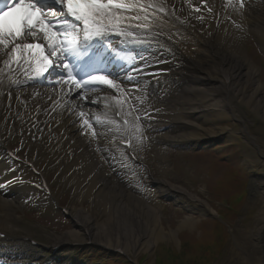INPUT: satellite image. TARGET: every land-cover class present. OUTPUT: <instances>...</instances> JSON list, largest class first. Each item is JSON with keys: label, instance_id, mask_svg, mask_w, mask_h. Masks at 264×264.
<instances>
[{"label": "bare ground", "instance_id": "obj_1", "mask_svg": "<svg viewBox=\"0 0 264 264\" xmlns=\"http://www.w3.org/2000/svg\"><path fill=\"white\" fill-rule=\"evenodd\" d=\"M188 2L191 6H188ZM203 2H205L204 7L201 6ZM203 2L202 0H164L162 8L164 12L166 9L168 11L160 17L155 27L150 25L137 27L132 29L133 31H123L129 34L128 37L144 39L147 42L145 44L148 45L162 41L173 50V54L172 59L160 55L157 56V61H147L144 55V58L137 60V64L133 62L135 69H143L142 72L132 70L139 79L137 84H131L127 80L123 83L113 81L120 85L117 91L121 98L127 100L139 114L157 118V121L149 123L150 128H146L145 137L149 141V153L157 158L163 159L168 144L181 146L189 140H196L195 142L202 138L206 140L209 135L214 137L225 134L227 139L234 138V131L226 134V129H216L217 124L223 121L221 111L226 117L230 116L244 125L240 133L250 150L245 163L250 165L254 176L257 177L254 184L259 203L255 213L248 218L245 217L242 229L236 233L233 231L234 239L230 246L226 245L225 251H228L229 264H264V133H259L261 137L250 135L249 131L247 132L246 122L233 108L235 102L237 104L234 106L245 105L254 112L255 116H259L260 120L264 121V106L259 96L261 87L257 80L258 75L261 79L264 67H260L261 71H257L253 66L254 61L258 59L254 58L258 55L255 51H261L264 55L262 42L264 0H243V8L240 7L239 0H203ZM197 8L200 10L196 11ZM209 8H211L210 12ZM169 10L173 12L170 16ZM215 15L219 17L216 27ZM119 24L121 31V21ZM170 29L178 33L168 34L167 31L172 32ZM184 30L188 34L184 33ZM191 35L196 37L197 44H194ZM206 35L207 40L203 38ZM240 35L253 39L256 48L248 49V43H244L243 46L237 40ZM123 39L124 37L111 38L109 42L112 46L107 54L115 59L117 64L120 60H124L126 64L124 69L122 68V77L125 78V70L130 69L132 65L129 54L127 60L123 52L126 46ZM183 43L189 47L186 48ZM193 45H197L196 53L190 49ZM241 49L244 53L240 51ZM137 51L128 52L135 54ZM244 56L252 61L249 60V64H246L247 59ZM166 59L169 60L165 62ZM51 83L52 95L47 96L42 90L30 89L28 92L24 91L28 96L27 101L9 97L10 104L8 103L7 107H4L5 97L0 96V108L2 102H5L4 111H0V114H4V116L0 115V126L7 123L6 118H8L7 125L15 123V128H18L16 131L22 133L25 138L30 137V140L36 138L37 142H33V147L38 146L42 150H48L44 156L49 158L50 167L61 174L64 185L72 190V194L76 195L81 203L87 201L88 212L76 209L75 206L68 208L78 231L66 233V237L64 236V239L60 237L58 243L81 237L84 242L95 241V238L105 233L110 238L108 244L116 247L120 246L122 240L127 239L123 250L127 253L130 252L131 247L136 249L140 243L142 232L139 228L149 235L144 243L146 250L158 242L173 239L175 236L173 230L166 232L160 224H155L153 210L147 209L141 212L135 199V197L138 199L139 193L132 192V184L124 176L127 172L123 170L125 163L112 156V149L108 144L120 138L117 124L112 121L105 122L89 113L85 115L81 111L82 108H75L69 103L56 108L53 105L55 98L59 96L58 103L62 104L70 92L65 90L61 83ZM40 109L43 111L39 112ZM15 111L16 115H14ZM35 113L39 115L35 117L42 120V125L31 127L28 122H32L30 116ZM192 117L196 118L193 122L182 120L190 125V128L186 130L181 128L183 124L177 119ZM17 118L22 119L17 121ZM84 121H88V124ZM89 124L96 128L95 132L88 131ZM142 131L145 132V129ZM165 168L161 166L162 171ZM4 169L6 165L1 159L0 184L12 176V174L3 175L7 172ZM160 184H158L159 192L176 191L173 192L177 197L176 204L184 207L188 212H192V208L196 207L202 212L207 211L206 204L199 198V193L188 190L184 193L179 189L173 187L170 189ZM14 185L5 183L3 189L0 188V231L12 235L19 226L16 225L17 220L12 219L10 212L22 207L27 192L30 191H26V188L20 185ZM90 202L98 205L97 209L90 211ZM103 214L105 216L103 220H98ZM193 222V218L187 215L180 221L178 229L187 228ZM163 245V243L159 246L157 244L156 249L164 248ZM7 252H1L0 264H8L7 258L16 253L11 249ZM138 258L141 259L140 256Z\"/></svg>", "mask_w": 264, "mask_h": 264}, {"label": "rangeland", "instance_id": "obj_2", "mask_svg": "<svg viewBox=\"0 0 264 264\" xmlns=\"http://www.w3.org/2000/svg\"><path fill=\"white\" fill-rule=\"evenodd\" d=\"M203 38L207 40V35ZM237 40H239L243 46L244 43H248L256 48L254 40L250 37L240 35L237 37ZM194 44L196 43L194 42ZM184 46H186V48L189 47L186 43ZM190 49L197 52V45L191 46ZM240 51L244 53L242 49ZM255 53H258V56L259 54L262 55L258 57L257 61H254L253 65L257 71H260V65L264 67V55L258 50L255 51ZM254 58L252 59L255 60ZM249 60L252 61L249 58L245 61L246 64H249ZM262 73V80L259 79V76L258 79L256 77L255 80H258V85L261 87L259 96L264 106V70ZM245 107V109H242L238 106H234V109L242 120L246 122V125L249 127L247 128V131H249L250 135L261 137L259 133H264V121L260 120L261 118L259 116H255L250 108L247 106ZM221 114L223 121L217 124L216 129L231 126L230 123H235L238 127H242V124L238 121L226 120L223 111H221ZM195 119L196 118L193 117L184 118V120L190 122H193ZM205 127L208 126L205 125ZM189 128V126H186L184 129L186 130ZM207 137L206 140H202L204 139L202 138L197 142H195L196 140H190L183 143L181 146L168 144L166 146L168 149L165 156L168 160L166 166L169 170L167 172L165 170L162 171L158 166L157 158H152L150 159V165L152 168L151 176L140 174L141 177H143V175L145 176L144 186L142 188L143 192L142 194L139 193L138 199L136 197L135 199L141 208V212H145L147 209L152 210L151 206H154L157 210L154 214L155 224H160L166 232L167 230H173L175 236L171 240L166 239L164 242H158L154 246L151 245L146 250L144 243L149 235L139 228L142 232V236L140 235V243L136 246V249L131 247L130 252L128 251L127 253H116V245H109L108 239L110 238L103 232L102 236L94 239L95 241L89 240L84 242L81 240V237L79 239H66V241L58 243L60 237L61 239H64L66 233L73 230L78 231V228L73 224V221L68 220L63 216L59 208L54 207L52 204L33 208L35 214L32 216H27V214L21 209L10 212L15 219H18L17 223L20 228H17L15 231L33 238L38 243V246L36 247L38 254L44 256L50 255L51 264H120L123 260L126 262L129 261V263L138 261L139 264H158L156 263L155 257L157 253H161L159 255L161 257L159 264H171V262L172 264H229L227 261L228 251L224 250L222 252L221 238L227 236L223 223L211 219L209 220L210 216L204 214L200 208L192 209V212H188L184 207L176 204L177 197L173 195L172 191L159 192L158 189L159 183L167 188L172 189L173 187L182 192L186 189L189 192H193L195 189L197 192H202L203 189H207L211 191L209 195L212 198V189L210 190V187L205 185L209 176L211 183L216 180V177H219L218 179L221 181L222 187L220 191L228 187V190L225 193L220 191L216 193V195L220 197L225 196L223 194L229 195L231 191L236 190L237 187H234V185L236 184V186H239L238 182H246L245 189L247 190L248 195L241 205L242 221L237 219V221L230 224L232 232L229 233L230 238L228 244L229 246L232 244L234 239L233 231L236 233L238 230H241L245 222V217L248 218L249 216H252L258 207V192L255 190L254 184L257 177L254 176L250 166L244 161L246 155H250V150H248L246 146V140L239 133L237 134V138H234V140L231 141L225 139L222 134L214 137L209 135ZM230 142H232L233 145L226 146ZM9 146L13 149L19 148V151H23V154H26V152L29 151V153H34L35 151L30 148L31 145L29 140L18 134L11 138ZM37 152H39V150H37ZM257 160L260 161L259 158H257ZM37 167L45 173L59 203L63 204V202H65L72 206L71 201L74 199V194H72V190L68 186L66 187L64 185L61 174L50 167L46 158L42 159L40 163L37 164ZM159 180L161 181L158 182ZM186 180L193 181L196 184L194 187H187L183 185L186 183ZM207 185H209V182ZM132 192L134 191L132 190ZM202 194L206 195L204 193ZM82 203L79 200H75L74 208L79 210L85 209L86 211L87 201L85 200ZM243 210L244 212H242ZM187 215H190L194 222L183 230L192 232H180L181 229H178V225ZM102 216L103 215L98 217V220L102 221L104 218ZM141 216L144 217V215ZM209 229L211 235L207 236L206 234L203 237V230L204 233H208ZM226 229L227 231H230L229 226H226ZM111 238L115 239V237ZM126 240L127 239L122 240V243H119L122 251L124 250V243ZM214 240L220 242L217 247L211 245ZM161 243L164 244V249L159 247L157 250V244L159 246ZM8 246L9 247L5 248L21 250V248H18L20 246L13 247L11 244H8ZM168 246L175 250H180L181 248L182 252L178 256H171L170 250L168 251V254H162L165 249L167 250ZM59 249L63 250L59 251ZM143 254L148 258L145 262L138 258ZM24 255L25 253H20L17 257L12 259V263H15V260L19 261L23 259Z\"/></svg>", "mask_w": 264, "mask_h": 264}, {"label": "snow or ice", "instance_id": "obj_3", "mask_svg": "<svg viewBox=\"0 0 264 264\" xmlns=\"http://www.w3.org/2000/svg\"><path fill=\"white\" fill-rule=\"evenodd\" d=\"M239 4L244 7L243 0H239ZM132 9L144 10V6L124 0H7L6 8L0 9V46L4 49L11 47L9 59L3 63L8 65L9 61H13L18 67L22 66L21 61L30 66L34 64L33 79L46 77L47 73L56 69L59 79H55L54 83L74 85L78 90L93 85H106L119 90L120 85L108 78L116 73L109 70L94 45L107 47L105 41H110L112 36L127 38L129 34L119 30L121 17L113 13ZM13 10H16L15 15L6 19ZM38 33L42 34L46 43V52L38 43H17V39L24 36L35 39ZM134 69L135 65H132L125 70V79L131 84L139 83L137 75L133 74ZM135 71L142 72L143 69ZM77 94L81 93L78 91ZM112 99L123 112L124 101L117 97ZM84 123L88 124V121ZM128 123L125 120V124ZM134 127L139 132L138 125Z\"/></svg>", "mask_w": 264, "mask_h": 264}]
</instances>
